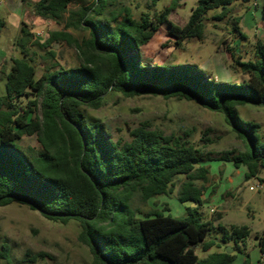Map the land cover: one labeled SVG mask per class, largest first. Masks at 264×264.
I'll return each instance as SVG.
<instances>
[{"label":"trees","instance_id":"1","mask_svg":"<svg viewBox=\"0 0 264 264\" xmlns=\"http://www.w3.org/2000/svg\"><path fill=\"white\" fill-rule=\"evenodd\" d=\"M78 1L83 0L31 2L40 18L60 23L67 15L63 30L50 32L44 43L33 41L29 26L22 24L16 41L20 57L12 59L0 96V207L16 203L53 222H77L78 241L93 264H233V253L211 251L232 241L241 251L250 230L219 225L220 242L208 239L214 223L204 221L200 212L203 185L210 179L202 152L184 137L166 136L146 125L133 129L129 141H114L103 121L90 119L83 108H102L111 93L195 102L220 114L245 147L218 160L246 168L245 180L256 178L264 184L260 126L238 113L244 106L264 105V42L255 43L254 61H242L229 51L231 66L246 77L240 83H221L183 65L147 66L142 58V48L160 26L168 23L177 46L201 41L209 11L220 10L212 19L223 21L236 2L250 0H198L184 26L168 21L181 0H171L153 14L147 7L125 6L122 0H91L74 9ZM151 1L155 7L160 0ZM256 1L264 18V0ZM239 22L235 18V31ZM5 27L0 18V35ZM76 31L88 34L78 39ZM63 43L75 49L77 65L67 68L48 50L51 64L39 74L30 44L47 50ZM32 136L38 147L23 149L21 141ZM179 176L185 178L178 200L188 204L186 217L165 215L167 209L140 217L132 205L135 196L147 202L168 195ZM216 218L220 221L222 215ZM258 247L264 256V234L258 236ZM197 249L207 255L201 257ZM2 250L9 253L6 245Z\"/></svg>","mask_w":264,"mask_h":264},{"label":"rangeland","instance_id":"2","mask_svg":"<svg viewBox=\"0 0 264 264\" xmlns=\"http://www.w3.org/2000/svg\"><path fill=\"white\" fill-rule=\"evenodd\" d=\"M37 0H6L0 4V18L6 27L0 35V96L5 93V74L10 70L12 59L20 57L16 41L21 35L22 24H27L34 34L33 41L44 43L52 31H61L67 15L60 23L38 17L31 6ZM171 0H160L154 7L151 0H122V4L135 8H149L151 14L159 13ZM198 0H181L178 8L168 18L170 23L184 26ZM91 0L78 1V9L90 5ZM220 10H211L206 15L204 38L193 39L177 46L176 39L169 34L168 23L160 26L151 41L142 48V58L147 66L177 64L190 70L199 69L221 83H240L246 79L231 66L230 52L242 61H254L253 47L258 40L264 42V18L260 1L236 2L232 15L223 21L212 17ZM235 18H240L238 31L234 30ZM41 31L44 36L36 37ZM87 32H74L78 39ZM244 35L245 38L242 36ZM36 52L35 60L39 74L51 64L46 52L55 51L57 60L67 68L77 65L74 48L55 44L47 50L29 46ZM230 51V52H229ZM87 117L103 121L114 141H129L133 129L146 125L166 136L186 138L205 157L210 169L209 182L204 184L203 204L200 207L204 221H212L213 229L208 239L220 242L219 225L230 228L233 225L247 226L250 235L240 243L241 251L230 244L221 243V248L212 252L228 251L235 255L233 264H264V256L258 247V236L264 234V184L258 179L245 180L246 168H234L231 163L220 161L225 153L244 152L243 143L225 124L220 114L211 112L199 104L186 100L164 99L159 96L143 95L125 98L111 93L105 97L104 105L98 110L83 108ZM239 117L245 122L260 126L259 138L264 142V105L244 106L238 109ZM23 149L38 147L35 136L24 138ZM264 180V173L260 175ZM184 177L175 180V187L168 195L142 202L139 195L133 200L140 217L153 211H165L176 218L186 217V207L178 200V192ZM263 186V188H262ZM214 209V213H211ZM217 214L222 215L216 221ZM80 228L77 222L61 224L46 219L38 211L21 204L0 207V264H93L88 249L78 241ZM6 245L9 253L2 247ZM197 253L204 257L207 254ZM7 255V257H5ZM43 255V257H41Z\"/></svg>","mask_w":264,"mask_h":264},{"label":"built area","instance_id":"3","mask_svg":"<svg viewBox=\"0 0 264 264\" xmlns=\"http://www.w3.org/2000/svg\"><path fill=\"white\" fill-rule=\"evenodd\" d=\"M6 2V0H0V4ZM37 38H41L44 36V33L41 31H38L35 33ZM263 188V186H262ZM211 213H214V209H211Z\"/></svg>","mask_w":264,"mask_h":264},{"label":"water","instance_id":"4","mask_svg":"<svg viewBox=\"0 0 264 264\" xmlns=\"http://www.w3.org/2000/svg\"><path fill=\"white\" fill-rule=\"evenodd\" d=\"M231 251H232V250L229 249L227 252H228V253H231Z\"/></svg>","mask_w":264,"mask_h":264}]
</instances>
